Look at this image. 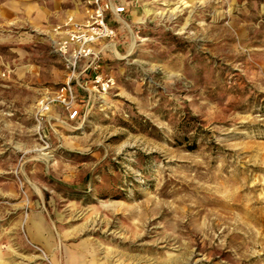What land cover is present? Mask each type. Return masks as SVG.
Here are the masks:
<instances>
[{
	"label": "rangeland",
	"instance_id": "rangeland-1",
	"mask_svg": "<svg viewBox=\"0 0 264 264\" xmlns=\"http://www.w3.org/2000/svg\"><path fill=\"white\" fill-rule=\"evenodd\" d=\"M100 1L0 0V264H264V0H109L112 86L39 116Z\"/></svg>",
	"mask_w": 264,
	"mask_h": 264
},
{
	"label": "built area",
	"instance_id": "built-area-1",
	"mask_svg": "<svg viewBox=\"0 0 264 264\" xmlns=\"http://www.w3.org/2000/svg\"><path fill=\"white\" fill-rule=\"evenodd\" d=\"M97 0H95L96 2ZM107 11L117 17L124 12L123 5H112L109 0L96 3L87 24L81 26L71 23L67 19L63 26V34L53 43L66 70L64 82L56 87L49 96L38 101L37 113L39 116L49 111L52 104H58L65 112L68 120L79 116L78 91L106 92L112 86V76L97 71L99 67L100 50L95 48L99 42L111 39L115 35V27L106 20ZM59 29V26L57 27ZM81 61L87 62L82 71L90 69L91 85L85 87L78 79L82 72L77 68Z\"/></svg>",
	"mask_w": 264,
	"mask_h": 264
},
{
	"label": "crops",
	"instance_id": "crops-1",
	"mask_svg": "<svg viewBox=\"0 0 264 264\" xmlns=\"http://www.w3.org/2000/svg\"><path fill=\"white\" fill-rule=\"evenodd\" d=\"M117 5H123L124 6V12L127 10V4L126 3H124V2H120V1H118L117 2ZM124 12H122V13H120V15H122ZM120 15H118L116 18L117 19H120Z\"/></svg>",
	"mask_w": 264,
	"mask_h": 264
}]
</instances>
